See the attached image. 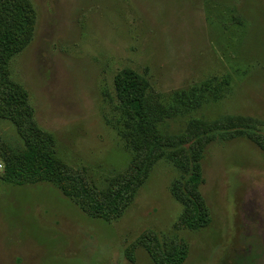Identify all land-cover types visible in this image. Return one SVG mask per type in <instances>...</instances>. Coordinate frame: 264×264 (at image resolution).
Masks as SVG:
<instances>
[{"label":"rangeland","instance_id":"1","mask_svg":"<svg viewBox=\"0 0 264 264\" xmlns=\"http://www.w3.org/2000/svg\"><path fill=\"white\" fill-rule=\"evenodd\" d=\"M28 1L0 78V264H264V0ZM34 143L70 181L9 173Z\"/></svg>","mask_w":264,"mask_h":264},{"label":"trees","instance_id":"2","mask_svg":"<svg viewBox=\"0 0 264 264\" xmlns=\"http://www.w3.org/2000/svg\"><path fill=\"white\" fill-rule=\"evenodd\" d=\"M36 13L31 3L28 0H5L1 3L0 14V78L7 81L8 64L12 57L22 52L28 45L32 38L35 28ZM117 88L121 96L127 100V104L136 112L142 110L141 98L142 90L145 83L138 75L130 71L123 73L117 83ZM10 102L16 105H25L24 102H19L16 98H9ZM19 165L12 169H8L9 173H15L18 177L23 179V182L35 183L38 181H45L55 183L58 186H63L70 181L64 177L62 170L64 168L56 160L55 156L51 154L46 147L41 144H31L26 148H19L16 152ZM194 183H198L199 176L193 178ZM82 192L89 198V201L95 205L96 209L105 217L106 208L100 205L97 200L90 197L86 191L83 182ZM128 192V191H127ZM125 199H121L119 206H122ZM196 214L191 219L189 225H202L206 219H203L199 204L193 203ZM118 209L115 208V210ZM197 225V226H198ZM180 261V260H178ZM240 264H244L239 261ZM252 264V262H247Z\"/></svg>","mask_w":264,"mask_h":264}]
</instances>
